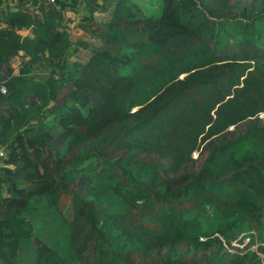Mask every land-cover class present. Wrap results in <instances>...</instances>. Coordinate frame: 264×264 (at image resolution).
Returning a JSON list of instances; mask_svg holds the SVG:
<instances>
[{"label": "trees", "instance_id": "obj_1", "mask_svg": "<svg viewBox=\"0 0 264 264\" xmlns=\"http://www.w3.org/2000/svg\"><path fill=\"white\" fill-rule=\"evenodd\" d=\"M263 114L264 0H0V264H217Z\"/></svg>", "mask_w": 264, "mask_h": 264}, {"label": "rangeland", "instance_id": "obj_2", "mask_svg": "<svg viewBox=\"0 0 264 264\" xmlns=\"http://www.w3.org/2000/svg\"><path fill=\"white\" fill-rule=\"evenodd\" d=\"M73 16L76 19L78 15L73 14ZM67 28L73 39L80 35L76 22H67ZM87 41L91 45L99 44L93 39H87ZM80 52L88 53L85 48ZM15 61L17 66L18 60ZM249 130L264 131V114L241 128L230 129L228 134L207 142L199 152L193 154V160L188 163V167L197 171L208 159L211 148L234 140ZM256 164L257 160H254V165L244 167L243 173L246 175V180L241 183L244 185L241 206L249 221L244 224L243 221L239 224L234 223L231 228L227 229L222 227V230H226L215 234L211 242L202 246L198 251L194 250L196 261L211 260L216 261L217 264H230L233 261V264H264V243H262L264 242V157L259 160L258 166ZM253 202L255 205L252 204ZM200 241L206 242L207 238H201Z\"/></svg>", "mask_w": 264, "mask_h": 264}, {"label": "built area", "instance_id": "obj_3", "mask_svg": "<svg viewBox=\"0 0 264 264\" xmlns=\"http://www.w3.org/2000/svg\"><path fill=\"white\" fill-rule=\"evenodd\" d=\"M51 1H54V0H51ZM1 92L6 93V89L5 88H1ZM4 155H5L4 150L0 149V162H1L2 158L4 157Z\"/></svg>", "mask_w": 264, "mask_h": 264}, {"label": "crops", "instance_id": "obj_4", "mask_svg": "<svg viewBox=\"0 0 264 264\" xmlns=\"http://www.w3.org/2000/svg\"><path fill=\"white\" fill-rule=\"evenodd\" d=\"M68 16H70V18H72V19H75L73 16V13L68 12Z\"/></svg>", "mask_w": 264, "mask_h": 264}]
</instances>
